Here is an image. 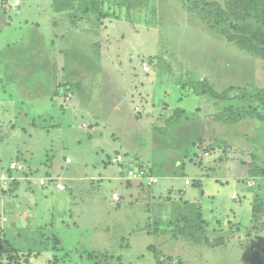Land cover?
I'll return each mask as SVG.
<instances>
[{
	"label": "rangeland",
	"instance_id": "1",
	"mask_svg": "<svg viewBox=\"0 0 264 264\" xmlns=\"http://www.w3.org/2000/svg\"><path fill=\"white\" fill-rule=\"evenodd\" d=\"M150 1L0 0V264H264V123L205 120L229 102L199 87H264V60Z\"/></svg>",
	"mask_w": 264,
	"mask_h": 264
},
{
	"label": "trees",
	"instance_id": "2",
	"mask_svg": "<svg viewBox=\"0 0 264 264\" xmlns=\"http://www.w3.org/2000/svg\"><path fill=\"white\" fill-rule=\"evenodd\" d=\"M142 2L152 3L150 0H52V7L57 13L75 10L81 14L95 15L100 19H120L122 16L117 9L122 11L126 8L128 14L130 5H139ZM184 7L189 13L207 22L212 29L222 31L241 49L264 60V0H224V3L214 0H184ZM199 87L201 92L209 94L212 98L229 102L219 112L205 116V120L234 124L251 118L264 123V87L230 86L219 92L206 80ZM234 91L240 93L232 95ZM188 118L184 109L176 108L169 125L178 126ZM251 170L255 171L254 168ZM8 175H11L9 171ZM202 221L207 222L205 218ZM56 238L58 239L57 236ZM8 257L13 258L15 255L9 253Z\"/></svg>",
	"mask_w": 264,
	"mask_h": 264
},
{
	"label": "built area",
	"instance_id": "3",
	"mask_svg": "<svg viewBox=\"0 0 264 264\" xmlns=\"http://www.w3.org/2000/svg\"><path fill=\"white\" fill-rule=\"evenodd\" d=\"M118 163H121L122 161H123V157H122V155H118L117 157H116V159H115ZM19 169H23V166H21L19 163H17V162H13V163H11V165H10V167H9V170H12V171H14V170H19ZM129 175H131V177H147V178H149V176H147V172H146V170H140V171H134V170H130L129 171ZM1 178L3 179V180H6L7 179V176H6V174H2V176H1ZM149 179H151V178H149ZM40 183L42 184V185H44L45 183H46V181L44 180V179H41L40 180ZM57 188L58 189H63L64 188V185L62 184V183H57ZM114 197H117L118 198V196L115 194L114 195Z\"/></svg>",
	"mask_w": 264,
	"mask_h": 264
},
{
	"label": "crops",
	"instance_id": "4",
	"mask_svg": "<svg viewBox=\"0 0 264 264\" xmlns=\"http://www.w3.org/2000/svg\"><path fill=\"white\" fill-rule=\"evenodd\" d=\"M210 122V121H209ZM211 122H215V121H211ZM181 130V127L180 128H178V129H174V130H170V133H168V134H163V136H161L159 133H156L155 131V141H158V140H161V139H164V140H167V138H168V136H170L171 138H173V137H175V136H177V134H178V132ZM182 139H186L188 142H190V138H189V136L187 135L186 137H184V138H182ZM168 141V140H167ZM157 143V142H156ZM158 144V143H157ZM159 144H163L161 141H160V143ZM165 144V143H164ZM168 144V143H167ZM171 145H172V143H171ZM174 146H176V145H174ZM167 148V147H166ZM172 148H174V147H172ZM186 155V154H185ZM173 157V156H172ZM175 162L177 163H175V165L174 166H176V165H178V162H179V158H177L176 160H175ZM155 164H151L150 163V165H146L145 167H147L148 169H152L153 171L152 172H154V170H155V166H154ZM172 168V167H171ZM171 168H168V170L166 171V173L167 174H170L172 171H173V169H171ZM170 169V170H169ZM143 170H145V169H143ZM148 172V171H147ZM15 179H17V177L15 176V178H14V180ZM4 191H5V189H3ZM2 198H4V200H5V197H2Z\"/></svg>",
	"mask_w": 264,
	"mask_h": 264
}]
</instances>
